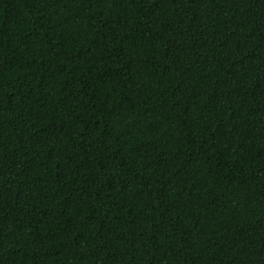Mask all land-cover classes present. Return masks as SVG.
<instances>
[{"label": "trees", "instance_id": "1", "mask_svg": "<svg viewBox=\"0 0 264 264\" xmlns=\"http://www.w3.org/2000/svg\"><path fill=\"white\" fill-rule=\"evenodd\" d=\"M0 264H264V0H0Z\"/></svg>", "mask_w": 264, "mask_h": 264}]
</instances>
